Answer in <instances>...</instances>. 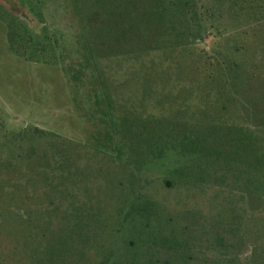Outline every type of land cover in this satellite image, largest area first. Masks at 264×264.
Listing matches in <instances>:
<instances>
[{"label": "trees", "instance_id": "trees-1", "mask_svg": "<svg viewBox=\"0 0 264 264\" xmlns=\"http://www.w3.org/2000/svg\"><path fill=\"white\" fill-rule=\"evenodd\" d=\"M98 2L106 4L104 0ZM116 3L115 8H110L112 3L107 4L106 21L102 20L98 26L97 34L107 36L104 38L108 46L106 54L95 50L87 60L96 64L91 78L100 90L94 92L97 114L101 122L108 125L109 139L116 137V142L120 143L112 150L105 143L96 149V155H108L120 166H128L130 171L137 165L132 161L133 157L145 158L144 166L138 163L131 171L133 179L143 186L139 185L131 203L121 204L117 211L119 222L150 214V203L146 201L140 205L138 201L143 199L142 189L152 182L163 180L166 190H171L176 181L181 184L192 182L196 188L202 190L204 186L212 191L206 195L209 196V206L204 211L200 207L205 209V206L198 204L200 198H193L192 203L198 204L197 214L187 228L192 242L187 240L185 243L188 245H183V252L178 255L175 250L178 243H171L169 249L173 253L168 264H264V0H117ZM141 6L143 11L138 9ZM149 6L150 11H147ZM167 18H170L169 25L163 29L173 37L168 46L170 51L162 49V45L151 44L149 39V33L156 29L150 21H168ZM20 37L15 39L13 35L10 39L11 48L17 55L27 58L23 54L28 51L32 55L36 52L45 55V49L52 55L49 44L44 46L32 36L22 43L18 40ZM121 38L123 45L119 49L117 42ZM114 62L121 68V75L117 73ZM183 75L186 78H182ZM120 77L126 86L121 85V91L127 103V113L119 117L108 83H117ZM172 86L176 91L192 86L189 106L196 111L201 107L206 109V104L224 107L248 105L251 108L250 115H247L249 121L237 139L240 146L234 150L235 155L228 151L206 152L202 150L203 141L191 135L174 136L180 133L181 128L178 130L169 118L170 105L153 101L149 96L156 89L157 93L171 94L168 88ZM137 105H147L152 107V111L140 112L142 117L136 111ZM153 122L173 123L174 129L163 137L157 133L159 130L148 128ZM138 124L141 129H138ZM125 127L128 128L127 136ZM134 130L143 137V141L132 137ZM28 133L31 139L44 136L37 129L31 132L22 129L17 135H12L13 140H21ZM48 142L54 152L44 159L51 169L44 172L43 180L51 181L49 187L53 190L57 181L65 185L73 183L55 191L53 197L57 200L51 202L49 210L50 214L65 213L64 224L75 231L79 242L76 243L78 246L72 245L64 257L65 264H69L67 258L70 254L78 257V262L91 263L93 259L85 260L86 250L100 245L99 232L105 231L107 222L100 219L105 211L103 204L99 203L96 210L93 209L90 184H84L78 176L77 163L87 165L93 173L95 171L94 175L97 171L99 177L108 172L94 169L85 162L89 160L86 156L79 157L72 169V156L57 153L66 151L63 142L54 137H49ZM108 150L113 155L108 154ZM150 164L161 167L164 175L149 172L147 165ZM184 169L190 171L185 174ZM190 173L194 174L193 177ZM95 179L94 176L92 180ZM107 188L106 185L98 187L99 190ZM68 193L82 202V206L76 209L72 203L64 211L60 207L56 210L58 198ZM188 206L191 207L190 204ZM61 257L57 256L58 259ZM53 258L42 254L38 260L59 264L60 261Z\"/></svg>", "mask_w": 264, "mask_h": 264}, {"label": "rangeland", "instance_id": "rangeland-1", "mask_svg": "<svg viewBox=\"0 0 264 264\" xmlns=\"http://www.w3.org/2000/svg\"><path fill=\"white\" fill-rule=\"evenodd\" d=\"M98 1L0 0V264H46L38 260L42 254L54 257L60 261L59 264H65L64 257H67L72 245L78 242L75 231L64 224L65 213H49L51 202L57 200L53 197L55 191L73 184L65 185L57 181L53 190L49 187L51 181L48 180V183L43 180L44 172L51 169L44 159L47 154L54 152L50 148L49 137L57 138L67 147L66 151L57 153L72 156V169L79 157L86 156L89 160L85 162L94 169L108 172L101 178L100 174L96 175L97 171L94 175L95 171L93 173L87 165L77 163L78 176L84 184H90L92 208L96 210L97 204H103L105 211L100 219L107 222V227L105 231L99 232L100 245L86 250L85 260L91 258V263L78 262L79 258L70 254L67 258L69 264H168L173 253L169 249L171 243H178L175 247L178 255L183 252L182 246L188 245L185 243L187 240L192 242L187 228L196 218L197 205L203 204L205 209H200L204 211L209 206V196L206 195L212 191L208 187L203 186L201 190L192 182L181 184L175 180L177 183L174 187L166 190L163 180H158L142 189L143 199L138 201L140 205L146 201L150 203V214L119 222L117 211L121 204L131 203L139 185L143 186L133 179L131 171H134L138 163L144 166L142 163L145 158L133 157L132 161L137 165L130 171L128 166H120L108 155H96V149L105 146V143L109 145V150L120 144L116 142V137L109 139L108 125L101 122L94 106V92L100 90L91 78V71L96 64L87 59L95 50L106 54L108 46L104 38L107 36L97 34L98 26L102 20L106 21L107 4H113L110 8L117 6V0H104V5ZM138 9L143 11L144 7ZM150 22L156 28L149 33L151 44L162 45V49L169 50L173 37L163 28L170 21L164 19ZM13 35L15 39L21 36L18 40L22 43L25 38L32 36L34 40L44 43V46L49 44L53 53L49 55L45 49V55H38L37 52L32 55L28 51L23 54L27 58H23L11 48L10 39ZM121 40L117 42L119 49L123 45ZM113 65L120 74L122 71L119 65L116 62ZM115 77L119 75L115 74ZM122 80L120 77L117 83H108L119 117L127 113V103L121 91L122 86H126ZM191 88L188 86L176 91V87L172 86L168 88L171 94L157 93L156 89L149 96L153 101L170 105L169 118L178 130L181 128L175 137L191 135L203 141L202 150L206 152L228 151L235 155L234 150L240 146L237 139L249 121L247 115H250L251 108L248 105L224 107L221 104H206V109L195 108L196 111L189 106ZM136 111L138 114L150 112L152 107L137 105ZM139 125L138 129H141ZM148 128L159 130L157 133L163 137L174 129L173 123L165 122H153ZM22 129L30 132L37 129L44 136L31 139L28 133L25 138L14 141L12 135H17ZM143 131L146 134V130ZM124 134H129L127 127ZM131 135L143 141V137L136 131ZM109 150L108 154H112ZM147 168L156 175L164 173L158 165L150 164ZM189 171L183 170L185 174ZM190 174L193 177L194 174ZM94 176L96 179L92 180ZM105 185L108 186L106 190L98 189ZM193 198H200L198 204L192 203ZM72 203L76 209L83 204L68 193L58 198L59 205L55 209L60 207L64 211ZM57 256L62 257L58 259Z\"/></svg>", "mask_w": 264, "mask_h": 264}]
</instances>
